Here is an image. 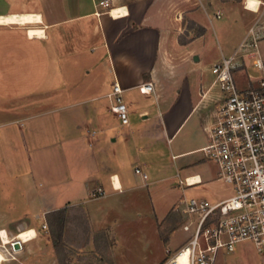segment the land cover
<instances>
[{"label": "crops", "instance_id": "1", "mask_svg": "<svg viewBox=\"0 0 264 264\" xmlns=\"http://www.w3.org/2000/svg\"><path fill=\"white\" fill-rule=\"evenodd\" d=\"M247 2L0 0V18L33 19L25 24L0 23V69L11 70L10 80L5 73V82L0 78V85L24 86L29 70L34 71L36 79L31 89L13 91L10 97L0 94V130L17 132L26 141L20 135L26 128L22 124L42 119L36 132L29 127L30 134L35 132L38 138L39 172L49 181L59 179V183L50 182L46 188L40 185L44 189L35 195L38 209L33 218L45 219L48 213L149 187L157 180H146L157 179L165 170L163 147L170 152L176 170L179 165L209 162L201 149L208 143L207 129L214 122L222 95L212 73V79L204 80L183 66L184 62L200 63L202 54L213 47L218 55L211 60L212 67L222 56H231L250 33L259 37L258 50L264 58V7L250 9ZM17 4L21 7L14 9ZM31 31L41 33L31 35ZM243 61L244 69L235 74L240 85L251 73L250 62ZM114 82L123 90L128 126H121L110 110L108 95ZM148 82L153 85V93L142 95L138 86ZM37 108L38 114L30 113ZM193 155L200 158L189 160ZM26 158L32 161L28 155ZM212 165V177L203 172V177L194 174L185 178L196 185L218 182L217 167ZM136 168L147 175L145 180L135 173ZM26 172V181L37 180L34 171ZM176 177L180 179L178 174ZM97 188L106 192L104 198H92ZM181 197L187 198L185 189H180L156 226L159 243L173 247L172 252L183 245L175 246L174 241L182 224L175 209ZM173 219L178 220L175 227L171 226ZM30 225L32 221L23 222L18 217L8 229L0 230L12 236L16 228L24 230ZM29 229L36 233L34 227ZM241 245H236L232 253H223L224 259L218 264H264L263 255L244 254ZM228 257L230 260H226Z\"/></svg>", "mask_w": 264, "mask_h": 264}, {"label": "rangeland", "instance_id": "2", "mask_svg": "<svg viewBox=\"0 0 264 264\" xmlns=\"http://www.w3.org/2000/svg\"><path fill=\"white\" fill-rule=\"evenodd\" d=\"M20 7L19 4L14 5V9ZM217 55L218 50L211 47L202 54L200 63L184 62L183 68L193 70L192 74L195 76L201 75L204 80H210L212 79L211 60ZM9 72L11 70L5 72L4 69H0V78L7 73L10 80ZM29 72L30 77L25 78L27 84L22 86L10 83L4 87L0 85V94L3 92L5 97H10L13 91L31 89V82L36 79L34 71L29 70ZM3 80L5 82V78ZM38 111V108L30 109V113L33 114H38ZM41 123L43 124L42 119L39 118L22 124L26 128L21 129L20 135L22 133L26 141L22 136L19 137L17 132L8 134L3 129L0 130V227L7 228L12 220L18 217L23 219V222L27 219L32 221V225L28 228L24 230L16 228L12 236L8 235V244L2 243L3 239L0 235V252L5 258L0 264H161L168 257L166 249L172 251L174 248H167L159 243L156 226L161 223L167 207L180 193L181 188L178 186L176 175L178 174L182 180L194 174L203 177L204 173L207 177H212L211 173L214 170L212 163L205 162L204 165L203 161L192 162L187 167L179 165L176 170L172 165L170 152L163 147L161 152L166 165L164 172L160 173L157 179L149 177L146 180L147 183H152L154 180L157 182L125 196L113 194L106 199L91 201L82 207L68 208L65 212L66 222L61 239L55 240L53 233L57 234L58 231L56 221L48 222L44 217L33 218L38 209L35 195L49 186L50 182L59 183V179L55 178L56 182L49 181L46 174L39 172L40 154L35 132ZM29 127L35 131L33 134H30ZM10 128L15 129V126ZM186 130L187 127L180 137ZM5 138L8 142H5ZM27 155L32 161L27 162ZM199 158V155H193L189 160L194 161ZM21 162L22 170L19 167ZM30 170L36 173L37 180L33 178V181L30 178L26 181L24 175ZM205 180L207 179L204 177V182ZM42 184L46 186L41 188ZM183 189L188 199L199 198L209 202H216L217 199L233 194L232 187L222 181ZM152 208L156 211L153 212ZM177 224L178 220L173 219L171 226L175 227ZM29 227L36 229L37 237L28 243L20 240L23 248L14 252L10 243L19 240L17 236L29 230ZM187 237L188 234L182 229L177 230L174 235L175 246L183 244ZM243 244L241 248L244 254L257 253L250 243ZM222 254L223 252L219 253L215 264H218L220 259H224ZM229 258L226 260H230Z\"/></svg>", "mask_w": 264, "mask_h": 264}, {"label": "built area", "instance_id": "3", "mask_svg": "<svg viewBox=\"0 0 264 264\" xmlns=\"http://www.w3.org/2000/svg\"><path fill=\"white\" fill-rule=\"evenodd\" d=\"M258 3L264 7V2ZM100 5L108 7L106 2ZM258 40L250 33L231 56H222L211 67L213 83L219 87L222 99L201 153L217 167V180L231 186L233 194L217 202L181 197L175 209L188 237L178 250H166L168 257L161 264H176L184 250L188 252L187 264H215L220 252L232 253L241 243H250L264 256V58ZM244 59L250 62L251 73L240 85L235 74L244 69ZM138 90L149 96L153 85L143 83ZM122 92L114 82L108 95L110 110L121 126H128L129 112ZM135 173L147 178L139 168ZM195 185L188 178L178 180L181 189ZM105 196L102 188L92 193L93 199Z\"/></svg>", "mask_w": 264, "mask_h": 264}, {"label": "bare ground", "instance_id": "4", "mask_svg": "<svg viewBox=\"0 0 264 264\" xmlns=\"http://www.w3.org/2000/svg\"><path fill=\"white\" fill-rule=\"evenodd\" d=\"M258 0H248L247 2V8L250 9H255L258 6ZM116 12H113L114 15H116ZM33 19L31 16H12L6 19H2L0 18V23H7V24H25L27 22H32ZM41 32L38 31H31V35H35V34H40ZM116 186L119 187V182L116 180ZM1 238L3 239V244H8L9 243V237L7 236L6 232L4 230L1 231L0 233ZM36 237V233L33 229H29L26 231L21 232L18 236L17 239H19L18 241L20 243L24 242V243H28L29 241L33 240ZM22 242H21V241ZM187 255L188 252L186 250H184L181 255L179 256V258L176 261V264H187L188 260H187ZM5 261V258L3 256V254L0 252V263Z\"/></svg>", "mask_w": 264, "mask_h": 264}, {"label": "trees", "instance_id": "5", "mask_svg": "<svg viewBox=\"0 0 264 264\" xmlns=\"http://www.w3.org/2000/svg\"><path fill=\"white\" fill-rule=\"evenodd\" d=\"M65 210L62 209V210H59V211H56V212H52V213H48L46 214L45 218H46V221L48 222H52V220H55L56 221V226L58 228V231H57V234H54L53 233V238L56 240H59L61 239V233H62V229L65 225V222H66V218H65Z\"/></svg>", "mask_w": 264, "mask_h": 264}, {"label": "water", "instance_id": "6", "mask_svg": "<svg viewBox=\"0 0 264 264\" xmlns=\"http://www.w3.org/2000/svg\"><path fill=\"white\" fill-rule=\"evenodd\" d=\"M194 61H198V58L195 57L194 58ZM11 247H12V250L14 252H17V251H20L22 250V244L17 240V241H14L12 244H11Z\"/></svg>", "mask_w": 264, "mask_h": 264}]
</instances>
